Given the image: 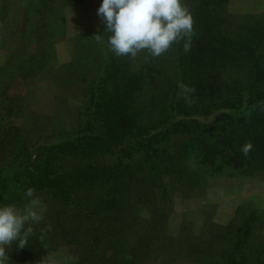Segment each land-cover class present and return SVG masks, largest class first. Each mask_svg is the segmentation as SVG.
Instances as JSON below:
<instances>
[{
    "label": "trees",
    "instance_id": "obj_1",
    "mask_svg": "<svg viewBox=\"0 0 264 264\" xmlns=\"http://www.w3.org/2000/svg\"><path fill=\"white\" fill-rule=\"evenodd\" d=\"M202 2L184 0L193 36L188 52L183 41L170 48L176 80L164 120L139 115L134 99L144 80L129 73L128 58L107 49L109 58L89 84L93 110L85 130L48 144L0 137V203L23 209L34 201L42 217L23 247L9 246L10 264L62 245L76 246L77 259L68 254L67 264H145L151 255L144 206L153 192L161 200H187L198 195L204 175L264 173V21L226 33L231 21L216 12L220 3ZM182 84L194 89L188 99ZM246 143L252 145L247 155ZM191 162L200 173L189 171ZM28 188L33 197H26ZM163 220L155 216L154 223ZM261 220L255 210L227 226L208 219L200 230L209 237L197 236L208 250L185 251L195 264H264V247L254 239ZM129 223L139 227L133 239Z\"/></svg>",
    "mask_w": 264,
    "mask_h": 264
},
{
    "label": "rangeland",
    "instance_id": "obj_2",
    "mask_svg": "<svg viewBox=\"0 0 264 264\" xmlns=\"http://www.w3.org/2000/svg\"><path fill=\"white\" fill-rule=\"evenodd\" d=\"M203 2H208L210 8L220 3L222 9L216 12L231 21L226 33L237 31L244 22L264 21V0ZM100 3L101 0H0V137L12 139L17 134L16 138L33 144H48L86 129L93 110L89 84L109 58L106 32L103 33L106 25L97 15ZM97 34L102 35L104 43L97 41ZM114 56L128 58L129 73L141 74L144 80L134 99L141 108L139 115L148 118L147 122L164 120V100L172 95L176 80L170 49L158 57L147 51L134 58ZM59 130L62 132L54 134ZM195 166L191 162L189 171L200 173ZM196 188L198 195L187 200L177 195L170 201L157 198L154 192L150 195L144 209L150 222L147 249L151 256L145 264H195L185 246L196 248L200 254L208 250L197 240L198 235L209 237L207 229L200 230L208 219L219 227L227 226L238 214L255 210L259 220H264V173L218 171L204 175ZM156 207L161 212H153ZM155 216L165 218L160 226L154 223ZM119 226H125L123 221H118ZM128 227L127 236L133 239L139 227L134 223ZM211 229L214 232L218 228ZM115 235L119 237L120 233ZM254 239L259 248L264 247V222ZM142 242L147 244V240ZM68 254L77 259L76 246L44 251L26 264H67Z\"/></svg>",
    "mask_w": 264,
    "mask_h": 264
},
{
    "label": "clouds",
    "instance_id": "obj_3",
    "mask_svg": "<svg viewBox=\"0 0 264 264\" xmlns=\"http://www.w3.org/2000/svg\"><path fill=\"white\" fill-rule=\"evenodd\" d=\"M97 15L105 23L104 32L109 33L106 45L116 56L136 57L147 51L158 57L167 52L173 44L183 41L188 52L193 36V16L184 0H101ZM103 32V33H104ZM104 43L102 35H95ZM185 99L194 91L180 85ZM251 143L242 146L245 155L251 150ZM28 188L26 197H33ZM30 201L23 209L12 203H0V264H10V245L23 247L32 233V225L42 219Z\"/></svg>",
    "mask_w": 264,
    "mask_h": 264
}]
</instances>
